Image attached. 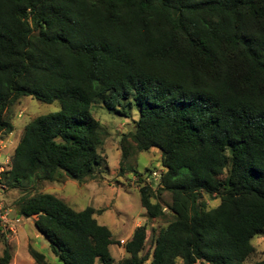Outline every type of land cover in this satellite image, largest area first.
<instances>
[{"label":"trees","instance_id":"16d2710c","mask_svg":"<svg viewBox=\"0 0 264 264\" xmlns=\"http://www.w3.org/2000/svg\"><path fill=\"white\" fill-rule=\"evenodd\" d=\"M23 97L61 109L25 127L5 182L22 193L15 213L36 219L61 264H115L95 209L38 192L99 179L104 130L92 113L102 105L139 114L121 165L131 149H158L164 170L156 190L139 193L148 218L167 225L152 253L137 227L119 264H245L254 254L264 234V0H0V135L13 133L6 113ZM205 197L221 203L209 209ZM11 260L7 245L0 264Z\"/></svg>","mask_w":264,"mask_h":264},{"label":"rangeland","instance_id":"374dc122","mask_svg":"<svg viewBox=\"0 0 264 264\" xmlns=\"http://www.w3.org/2000/svg\"><path fill=\"white\" fill-rule=\"evenodd\" d=\"M60 109L59 102L45 104L31 97H23L11 106L6 113V119L14 126L10 137L13 144L8 149L9 153L14 154L24 129L30 122L40 116L57 113ZM92 114L104 130L102 135L104 147L101 153L103 164L96 168V172L100 174L99 179L84 185L75 181L42 183L38 192L55 195L76 211H83L89 207L95 209L94 217L97 222L112 233L115 243L111 247V252L115 264H119L126 258L124 243L130 239L137 227H147L148 242L145 253H152L154 238L167 225L162 219L148 218L141 205L139 193L140 188L147 184H151L153 190L157 189L159 176L164 171L161 152L152 149L150 152L138 153L131 149L129 157L121 165L122 137L133 130L139 114L133 111L131 119L125 118L109 113L103 105L97 106ZM136 173L141 176L138 177ZM153 173L157 176L153 178V182H150ZM21 196L22 193L17 190H8L6 194V201L13 206L16 213H18L16 202ZM205 200L209 209L216 208L221 203L219 199L208 200L205 197ZM160 202L163 206L170 204V194H164ZM35 221V218H24L18 233L13 238L7 239L0 234V261L9 245L12 250L10 264H36L29 253L31 246L44 254L50 264H61L52 254L48 241L37 231ZM252 245L255 252L245 264H256L264 260V234L256 236L252 240Z\"/></svg>","mask_w":264,"mask_h":264},{"label":"built area","instance_id":"2783aa9c","mask_svg":"<svg viewBox=\"0 0 264 264\" xmlns=\"http://www.w3.org/2000/svg\"><path fill=\"white\" fill-rule=\"evenodd\" d=\"M11 135H0V234L7 239L13 238L18 233L24 220V217L17 215L13 206L6 201L8 187L5 182V175L12 168L14 155L8 151L13 144V141L10 139ZM156 176L157 174L153 173L150 182H153V178Z\"/></svg>","mask_w":264,"mask_h":264},{"label":"crops","instance_id":"0c3cea01","mask_svg":"<svg viewBox=\"0 0 264 264\" xmlns=\"http://www.w3.org/2000/svg\"><path fill=\"white\" fill-rule=\"evenodd\" d=\"M133 233H134V231H133ZM133 233H132V235H133ZM132 237V236H131ZM131 237H130V239H131Z\"/></svg>","mask_w":264,"mask_h":264}]
</instances>
